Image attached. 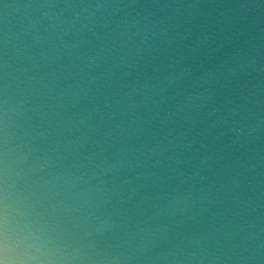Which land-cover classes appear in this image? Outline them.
Wrapping results in <instances>:
<instances>
[{"label":"water","instance_id":"95a60500","mask_svg":"<svg viewBox=\"0 0 264 264\" xmlns=\"http://www.w3.org/2000/svg\"><path fill=\"white\" fill-rule=\"evenodd\" d=\"M0 264H264V0H0Z\"/></svg>","mask_w":264,"mask_h":264}]
</instances>
